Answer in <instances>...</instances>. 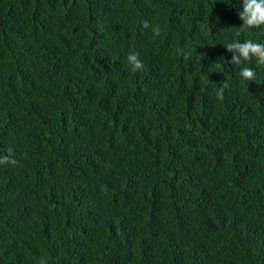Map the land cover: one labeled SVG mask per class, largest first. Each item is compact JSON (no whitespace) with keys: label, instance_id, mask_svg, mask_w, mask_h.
I'll return each mask as SVG.
<instances>
[{"label":"trees","instance_id":"1","mask_svg":"<svg viewBox=\"0 0 264 264\" xmlns=\"http://www.w3.org/2000/svg\"><path fill=\"white\" fill-rule=\"evenodd\" d=\"M242 10L0 0V264H264V66L225 48L264 29L237 36Z\"/></svg>","mask_w":264,"mask_h":264},{"label":"clouds","instance_id":"2","mask_svg":"<svg viewBox=\"0 0 264 264\" xmlns=\"http://www.w3.org/2000/svg\"><path fill=\"white\" fill-rule=\"evenodd\" d=\"M243 10L239 14V18L243 21V25L238 29L236 35L239 36L242 32L249 29H264V0H242ZM151 26L147 21L143 22V28L148 29ZM154 36L160 35V28L157 26L152 29ZM228 52L233 53L231 63L236 66L255 62L256 67L264 66V43L254 42L251 39L240 42L233 40L229 42L226 47ZM177 54L182 55L184 59L189 58V53L184 49H177ZM127 62L131 66L133 72L143 69V62L139 59V55L135 52L127 56ZM242 78V82H251L256 80L257 73L251 67H242L238 73ZM228 88V83L224 81L219 85L216 92V97L219 100L224 98V90ZM12 156L11 149L8 150V155L0 157V165H15V159H10ZM40 264H47L46 261L41 260Z\"/></svg>","mask_w":264,"mask_h":264}]
</instances>
